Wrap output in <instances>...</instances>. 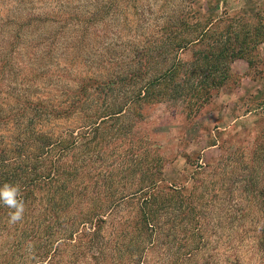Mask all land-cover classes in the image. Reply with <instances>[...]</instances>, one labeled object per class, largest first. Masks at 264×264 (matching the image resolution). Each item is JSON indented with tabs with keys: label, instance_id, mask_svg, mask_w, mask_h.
<instances>
[{
	"label": "rangeland",
	"instance_id": "obj_1",
	"mask_svg": "<svg viewBox=\"0 0 264 264\" xmlns=\"http://www.w3.org/2000/svg\"><path fill=\"white\" fill-rule=\"evenodd\" d=\"M260 28L264 30V0H0V97L10 87L22 94L19 88L25 84L30 88L25 96L33 102L25 107V115L8 116L4 121L6 115L0 121V140L10 142L17 132L29 133L32 128L37 138L45 133L69 141L74 135L78 145L88 144L84 149H94V161L78 162L77 169L88 189L89 177H98L102 188L104 174L114 165L125 170L114 184L119 196L106 204L110 214L124 209L129 199L137 205L153 191L141 187L140 176L127 165L131 161L141 164V160L146 167L157 165L162 180L155 190H162L160 195L165 198L164 185H185L184 197L189 198L203 188L199 199L205 217L194 228L200 248L192 260L182 264H264V42L250 49L251 63L244 57L234 58L231 76L200 110H191L184 96L173 97L174 93H188L190 83L177 92L172 89L179 80L192 82L208 73L204 56L213 36L223 33V39L233 44L239 31L244 45L251 48ZM178 43H185L180 44L184 48L180 50ZM169 69L179 72L180 79L170 80V74L159 78ZM224 69L221 66L220 73ZM148 85L156 98L151 104L141 102L138 111L136 97ZM159 96L168 105L160 103ZM57 102L65 103L57 109L60 117L39 113L54 108ZM19 110L18 105L12 112ZM119 111L124 114L118 119L100 124L96 130L91 125L96 118ZM32 118L33 123L28 124ZM78 128L84 129L82 137H77ZM130 148L137 151L128 153ZM50 154L45 164L40 160L36 165L54 164L56 153ZM55 188L35 189L36 201L24 203L16 222L18 231L27 232L38 221L37 214L44 212L42 196ZM120 194L126 195L124 200ZM174 207L170 211L177 217L178 207ZM74 208L72 205L59 219L67 224L66 230L71 227L72 240L60 245L66 233L52 227L56 251L50 264L93 262L92 248L79 241V233L86 227L78 222ZM241 209H248L245 216L239 215ZM166 210L160 222L170 230L139 245L148 253L138 258L139 264H175L174 260L181 264L185 259L181 260L180 253L186 239L183 225L166 226ZM132 214L123 212L121 216ZM5 218L0 217V253L15 241L13 233L2 229L7 228L5 222H11ZM44 236L29 233L27 239L32 243L22 251L30 253L42 245ZM101 236L112 239L106 230ZM101 236L96 244L103 243ZM107 246L110 253L113 246ZM124 260L126 264L128 258Z\"/></svg>",
	"mask_w": 264,
	"mask_h": 264
},
{
	"label": "trees",
	"instance_id": "obj_2",
	"mask_svg": "<svg viewBox=\"0 0 264 264\" xmlns=\"http://www.w3.org/2000/svg\"><path fill=\"white\" fill-rule=\"evenodd\" d=\"M186 23L188 22H182V25H187ZM248 32L250 33V31ZM200 36H202V32L199 34V38ZM223 38V33L221 34L219 32L218 36H213L214 44H209V52L204 56L208 66V73L204 74L196 81L179 80L172 84V89L177 92V90H180L179 87H181V85L187 87L190 83V88H187V91H189L188 93L184 92L185 95L174 93L173 97L182 98L184 96L183 98L187 100V104H189L191 110H200V108L210 100L213 95L212 93L218 91L220 87L225 85L232 74L230 64L234 58L244 57L250 63L252 62L248 53L250 49L252 51L257 44L264 42V30L260 28V31H256L251 48L244 45L245 43L240 39L239 31L234 37L233 44L226 42ZM228 38L227 35V39ZM180 44L181 43H178V47ZM183 48L184 46L179 47L180 50ZM180 63L183 64V62H178V64ZM221 66H225V69L220 73ZM168 74L171 75L172 79L170 80L180 79L179 72H175V69L165 71L160 74L159 78L165 75L167 76ZM32 78L33 76L29 77L27 80H31ZM159 78H157L154 83H157ZM24 85L25 84H22V87L19 88L22 94H19L18 90L14 91V88L10 87L11 89L9 91L4 92V97H0V121L4 119L6 115L7 117L4 121H7L8 116L18 118L19 115L26 114L25 107L30 106L33 102L30 96H25L29 94L30 88H26ZM1 86L0 83V87ZM149 88V85L145 86L146 92L143 93L140 91L136 97L135 104L138 111L141 110L138 108L141 106V102L151 104L156 98L151 95L148 90ZM159 98H161V101H159L160 103L168 105L167 101H164L165 98L163 96H159ZM73 102L75 101L70 100V103L73 104ZM64 104V102H57L54 108L45 110V113H39L58 118L60 114L57 109L63 108ZM18 105L21 107V110L12 112V109L17 108ZM3 107H6V109ZM71 107L72 114L75 110L73 105H71ZM37 113L38 112H35L32 117L35 118ZM196 113L197 112H195V114ZM123 114L122 111L106 114V116L96 118L91 125H94V129L96 130V127L100 124L108 123L109 120L113 118L118 119ZM33 118L29 119L28 124L33 123ZM2 129L3 128H0V131ZM78 129L80 134L77 133V137H82L84 129ZM35 136H37L36 131L30 128L29 133L21 131L11 136L9 139L10 142L0 140V187L5 183L18 186L20 191V197H18V199H22L26 204L35 203V189L44 192L47 191L48 187L53 185H55L56 188L52 190L51 193L50 190H48V196H42L44 200L41 202L40 206L43 205L41 207L42 209L44 208V212L43 214H37L38 221L32 224L27 232L18 231L19 228L16 222L18 223L19 220L11 221L9 216V213L15 211V209L7 207L0 201V217L5 215V219L9 218L8 220L11 221L9 224H5L8 222L3 224L7 226V230L5 228L2 229L9 235L13 233L12 235L15 237V241L10 244V247L7 246V249L3 253H0V264H38L39 261V264H50L53 253L56 251L53 249V242L51 240V238L54 237L52 227L58 228L59 233H66L64 237L61 238L60 245H63L65 240L73 239V233L70 230L71 227L66 230L67 224L59 221V219L62 220L64 217L63 213L72 205L75 207V213L78 212V222H83V226L86 227L83 233H79L78 238L83 244H85L86 241L87 244L85 245H89V248H92V257L90 259L91 262L93 261L92 264H125V257L128 258L126 264H139L138 258L144 255L148 256L145 246L140 248L139 245L148 240V238H150V240H153L155 236L161 238L165 232L170 230L169 228L166 229L165 226L162 225V222H160L161 215L165 208L167 210L164 214L167 220H169L166 226L169 227L174 225V223L183 225L181 228H183L186 239L183 242V251L178 252L182 253L181 260L183 257L185 259L181 261V264L187 260H192V256L195 252L197 253L200 248L195 238L194 228L199 223L197 221L205 217L201 214L202 209H204L200 202L202 198L199 199V192L201 193L202 187L197 190L198 192L194 191V196L192 195V197L189 198V195L184 197L185 185H164L165 192H167V197L165 198L160 195L162 190L160 192L155 190V187L160 185L159 183H161L162 180L159 168H156L157 165H148L146 167V164H143L142 160L141 164L136 161H131V164L127 165V167H131L129 171H132L136 177L140 176L138 181L141 187L153 188V191L149 192L148 195H144L141 202L137 205H133L132 201L129 199L125 202L124 209L114 211V214H110L111 212H108L109 206L107 207L106 204L114 200L117 195L119 196L118 191H115L114 184H117V177L125 173V170L122 167L114 165L111 170L104 174L105 179L103 181L105 186L102 188L101 183L103 184V182L99 184L100 180L97 179L98 177H96V179L89 177L91 185H89L90 189H88L82 184V174L77 172L79 167L78 162H93L94 158L92 157V153L94 149L91 147L84 149V146L88 145L86 143H83V146L78 145L77 142H75L74 135H71L72 138H70L69 141L61 137L62 135L55 139L45 133H43L41 138ZM137 149H140V147ZM51 151L52 154L54 152L56 153L55 163H50V166H37L36 163L40 160L43 164L47 162L45 161L47 160L46 158L52 156L50 154ZM133 151L137 150L130 148L128 153H134ZM96 155L99 156V154ZM67 161L70 163H65ZM123 163L124 162H122V164ZM125 164L126 163H124V165ZM80 170L81 167L79 168V171ZM52 171L53 175H51ZM135 171H137V173H135ZM76 183L80 185L76 186ZM197 185L198 184L195 183L196 189L198 187ZM215 195L216 192L213 191V196ZM120 196V200H124L126 197L124 194H120ZM252 197L253 195H250V198ZM174 204L178 207L177 217H175V215L173 216L170 211L171 207L175 209ZM247 210L248 209H241L239 215L245 216ZM123 212H128V214L131 212L133 214L132 216H121ZM48 220L50 221L48 222L49 225L43 224ZM75 223L76 221L74 224ZM117 224H120L119 228ZM200 229L201 226H199L198 230L200 231ZM104 230H106L107 236L112 238L110 241H106V239L101 236ZM39 232L45 235L41 243L42 245L33 247L30 253L22 251V247H27V245L32 243L31 240L27 239L29 233H35L40 236ZM99 236H101L100 241L102 240V244H96V239H98ZM32 239L35 238L32 237ZM108 244H112L113 246L110 253L107 252ZM193 244L196 245L194 246ZM28 258L30 259L28 260ZM42 261L47 262L42 263ZM174 262L176 264L178 260H174Z\"/></svg>",
	"mask_w": 264,
	"mask_h": 264
},
{
	"label": "clouds",
	"instance_id": "obj_3",
	"mask_svg": "<svg viewBox=\"0 0 264 264\" xmlns=\"http://www.w3.org/2000/svg\"><path fill=\"white\" fill-rule=\"evenodd\" d=\"M18 197H20L18 186L5 183L0 187V201L7 207L15 209V211L9 213L11 221L19 220L24 212V202Z\"/></svg>",
	"mask_w": 264,
	"mask_h": 264
}]
</instances>
